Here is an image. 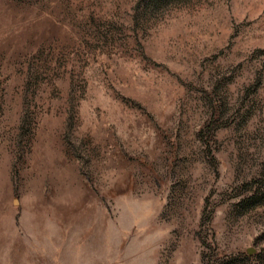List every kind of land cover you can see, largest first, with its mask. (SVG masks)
<instances>
[{
	"label": "rangeland",
	"instance_id": "374dc122",
	"mask_svg": "<svg viewBox=\"0 0 264 264\" xmlns=\"http://www.w3.org/2000/svg\"><path fill=\"white\" fill-rule=\"evenodd\" d=\"M0 264H264V0H0Z\"/></svg>",
	"mask_w": 264,
	"mask_h": 264
}]
</instances>
